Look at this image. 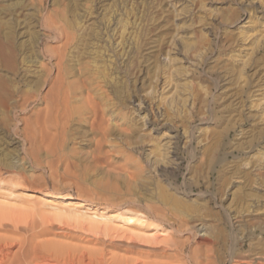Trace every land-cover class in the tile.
I'll return each mask as SVG.
<instances>
[{
  "label": "rangeland",
  "instance_id": "374dc122",
  "mask_svg": "<svg viewBox=\"0 0 264 264\" xmlns=\"http://www.w3.org/2000/svg\"><path fill=\"white\" fill-rule=\"evenodd\" d=\"M21 1L23 2V6L18 11L21 12L18 19L20 18L19 20L22 22V24L17 28L18 32L16 31V34L19 36L17 37V41L22 42L23 44H25V46H29L33 40H36L37 36H39L38 40L40 42L46 40L44 34H49L50 32L48 31V29H46V27L43 26V23L49 17H51L52 19L54 18L53 20H60L64 17L65 19H68L72 18L71 15H77V17H81L80 19L84 21V28L88 25H90V27L92 26L96 28L98 27L97 24L100 25V23L102 22V20L99 21V19H102V17H104L107 7L108 12L109 10H111V12L113 10L114 12L116 8V11L120 10L119 12H122L124 9V5H126L127 8L130 9V7H132L135 3L136 4L134 8H136L134 19L136 22V31L139 30L138 32L140 33V37H144H141V40H145V37L147 35L149 36L152 34V22H150V6L152 2L148 3L150 0H123V2L122 0H0V6L6 5L5 7L8 8V6H11L16 2L21 3ZM203 2L206 4L205 9L199 12L198 9H196L194 12L190 13H182V10L187 6L191 8V0H167V2L162 4L161 2H156L157 7H161L160 9L162 10L161 12L159 8V10L157 9L158 15L160 16L158 17H165V21L168 22L167 24L169 28L166 29V31L164 29L165 27L160 28L159 30L155 31L154 34L149 36V38L147 36L145 42L140 40L143 47V51H141V54H143L140 56L146 58L147 61H145V59L141 57V60L145 61L142 64V66L144 67L141 66L140 68H138L139 72L136 69L134 73H137L133 74L132 77L129 78V81L125 77L124 65L130 63L128 55L131 51V46L126 44L124 49L120 47L115 50L116 44L112 42L113 44L111 45V43L106 40L108 39V36H105L100 41L97 40L96 42L98 43V45H94V47H91L92 49L86 48V52H83L82 50L84 54H81V52L75 59H71L70 65L73 70L72 73H76V75L71 74L69 80H77L78 77L81 76L80 74H82L83 72H86L84 78H86L87 76L96 78L100 75L99 72L102 70H97L96 67H94L93 58H95L96 60V58L101 55H97V53L93 54V52H91L92 54H90V52L88 51L90 49V51L93 50L94 52H96V50L98 49L104 51L105 49L109 48V50H113L112 52L116 54L112 53L111 51H107L106 54H102L101 57L105 60H102L101 57H99L101 60L99 58L97 59L99 62L97 63V66L101 67V65L106 63L107 60V63H110L109 59H113L115 61V63L113 61L114 65L116 66L118 64L115 68L116 71L114 72L113 78L117 77V83L120 80L121 82H128L130 85H132V88L135 87L133 88L134 91L135 89L136 91H138L136 92L137 95H130L129 100L126 104H119L120 106L118 105L119 107H117V109H114L116 114V121H118L121 130H125L127 128V118H130L132 120V124L135 125V130L133 132L130 131L131 133L129 134L125 131H122L123 133L125 132L127 134L126 135L124 133L125 136H129V138H127L124 135H121L122 132L119 129L113 140H111L110 143L105 146V148L108 150L110 148V153L114 152V150L112 149H114L115 147L117 149H115L114 155L110 154V156H108H112L111 158L113 162L111 163L110 158L108 159V164L104 165H109V168L102 167L106 170L97 168L96 171L93 168L92 170L90 169V171H88L89 169H86L88 165L87 163H89L88 161L91 155L90 153H92V151L94 150V144L91 143L93 142L92 137L88 135L89 133L85 128H82L83 130H85V132L82 129H79V131H82L83 134H79L77 140L75 139L77 142L75 140V142L70 140V142L68 141L66 143L68 144V146L66 145V152L70 147H74L78 149V151L76 149L73 150H75L78 154V157L81 156L80 158L82 159L81 161H77V164L79 165V178H76V175L71 176L65 174L62 171V166H60L59 170L60 175L58 173V170H51V168L49 167L56 164L55 158L48 155L44 151V153L40 152V154H38V158L41 160H39L40 166L42 167L36 165L35 162H33V156H29L30 153L28 152H30L31 150L30 143L24 140L23 136L16 133L14 131V127L18 125L20 129L23 128L24 125L19 122V118L21 116L22 118H28L32 116V111L22 115L18 114L17 121L16 119L12 120L11 127L9 126L10 128L0 127V206L6 208L7 210L10 209V212L16 211L17 214L19 213L23 218L22 225L33 226L35 228V232L40 235L39 239L52 241L56 240L54 242L59 241L62 243L66 242V244L68 243L80 248H95V250H105L106 254H108L109 252L108 256L116 255L121 257H130L133 259L138 258L140 259L139 261L143 259V262L149 264L169 263L171 260L170 257L174 256L177 251H175L174 248L170 247L168 243H171L172 241L181 242L187 240L186 238H188V235H186L185 237L184 234H176L175 229L170 227L169 225H164L161 223L159 224V222L150 217L151 211L149 210V212L147 208V204H149L150 206L155 203V205L157 204L156 206H159V204L157 203L158 195L156 194L160 192V188L165 190L167 188V193L169 195H174V197L177 196L176 198H180V200H183V202H187L186 205L191 206L193 204L194 208L197 207V204L199 203V205L206 206L208 204L207 202H209L207 208L209 206L210 211L208 208L207 213L203 215L204 217L190 223L191 227H198L200 231L199 233H197L195 238L191 239L190 242L187 243V249H185L181 253L183 254V256L188 257L190 254H192L195 248H199L200 246L204 249L205 247L204 245H202L204 239H213V236L215 238L218 234L217 231L225 228L223 229L225 231L224 236L226 235L225 237L227 238V233L229 232L230 241L227 238V240L229 241L228 247L231 246L232 251L230 247V249L226 248V251L221 252L222 255L218 256L217 254L216 256L217 258H219L217 259V264H264V254L253 255V253L249 251V247H251L250 245L252 244V242L250 241L251 239H254L255 241L258 239H264V231L262 233L258 232L254 234V236H251L249 234L251 230H254V228H252L253 225L251 226V224H264V180L262 181V179H264V138L256 140L253 144H249L247 142L252 139V135L264 128V0H205ZM90 6H93L92 16L90 17L89 15L88 17L87 9ZM163 7L165 9H162ZM146 9H148L149 11ZM191 9H193V7ZM11 12L12 11H9L8 14H10ZM124 12L125 10L122 13ZM159 12L162 14H160ZM197 12L199 15L202 14L204 16V22L201 24H196L195 27H193L191 26L193 24V17L195 14H197ZM207 13L209 14L208 17L206 16ZM10 15L7 16V19L10 17ZM229 17H232L234 19L231 22H227V20L225 19ZM205 22L207 23L205 24ZM162 23L163 21L160 19L158 21V24H160V26H164V23ZM150 29L151 31H149ZM197 30L202 31L201 33L206 36L208 44L211 43V50L209 54L205 56L204 62H202V59H200L201 57L196 56V54H188V46L183 48V39L184 44L185 42L191 43L195 41L196 38L194 35V31L196 32ZM145 31L147 35L145 34ZM110 34H112V32ZM147 39L150 41H148ZM118 41H120V39H118L117 37V40L115 42L117 43ZM162 41L164 42V44H162ZM143 42L145 46L143 45ZM49 45L52 46L54 45V43L48 42V46ZM104 46L109 47L104 48ZM144 47L147 48L145 49ZM152 47H154L153 49L156 51L152 54L154 58L150 59L149 54H151V52L153 51L151 50ZM108 52L109 55H107ZM117 54H119L120 57L121 55H123L124 57L120 58ZM90 55L91 57H88ZM38 57L37 59L35 58L36 67H34L35 69L33 68V70H38L39 73L42 74L44 70L41 66L46 65L48 61L50 62L47 65L50 66L52 61L47 58L45 59V57L42 58L41 54L39 56V53ZM81 57L85 58L82 59ZM156 57L159 61L157 60L155 61V63L154 60L157 59ZM173 59L175 60L174 65ZM153 62L156 64V68L154 67L155 69L161 68L164 65L170 66V64H172L173 69L181 67L183 71H187L188 74L182 77L181 83H183L185 80L191 82H199L200 80H202L200 85L202 88H204L202 92L203 94L205 93L204 90H206L207 88H212L210 87L211 82L216 84V86L214 85L213 87L214 89L210 90L212 94L207 97V101L211 102L215 94L217 95L219 93H222L224 94L223 96H225V98L228 97L226 99L228 100L226 103H233V108L238 107L239 112L243 114L245 121L241 124L239 123L241 126H236V128L232 129L231 133L226 137L225 142L227 144V149L226 151L222 152L223 154H229V157L226 160L228 166L230 168H234L235 165L239 166L242 174H233V176L231 175L230 185L227 187V190H225V192L221 193L223 194V196L221 194V196L218 195L219 192H216V189L218 188V172L222 170L220 165L216 168V171L212 175H209V178H211V185H208L206 183L208 176L204 173L201 186L199 188H195L194 190H192L191 185H194L195 176H193V174L189 173V171L186 170L188 167V163L190 165V163L193 162L188 158L187 154L192 149L197 147L198 157H196V160L201 161L203 157V153L201 152H203L206 144L209 143L210 140L208 139L207 141V138H211L212 135L221 131V125H223L224 123L218 125L216 121L208 118L205 121H198L197 123L189 126L188 130H186L175 122H167L162 116V114L164 113V107L160 106V99L162 98V94L164 96L166 95L167 98L172 97L174 93L173 91H175V88L173 87L174 83L170 85L164 84L165 79L162 74H160L158 80H155L158 81L156 83L157 87L155 88L156 92L154 93L152 88L149 89V82L151 81V74H149V72L151 73L153 70H155L152 67L155 66ZM224 64L231 65V68L234 67L236 68V70H243V79L234 81L233 83H227V81H223L225 80V78H219L217 76H210L207 74V70L209 68H214L216 70V68L220 66L222 67ZM84 65L88 68H86ZM74 66L75 68H73ZM84 68H86L87 71ZM5 69L6 71L0 70V74L6 77L10 76L8 73L12 72L11 69ZM81 70L84 71H82L81 73ZM95 70H97V73L95 72ZM219 70L223 71L224 73L223 67ZM36 73L39 74L38 72ZM223 73H221V76H223ZM179 80L180 79L178 78V81ZM221 86H224V89H221ZM102 87L103 92H106L108 98L114 99L115 101V97L111 93L110 88L105 83L102 84ZM44 88L42 89V93H45L46 91V89ZM192 99L193 98L190 96L187 103L188 106H186L189 114H192L193 111L196 112L195 106H193L194 99ZM168 100L167 102H169ZM221 103H223V101ZM40 104L41 102L33 103L30 110L42 109L44 105ZM204 110L205 112L210 111L211 107L205 106ZM237 113L238 112H235L232 115L237 116L238 118ZM14 118L16 117L14 116ZM73 128L78 129V125L75 124ZM118 134H120L121 136L119 135V137H117ZM86 135L88 137L84 138ZM130 135L132 137V140L130 139ZM125 138H127V140L124 141ZM82 139H85V141H81ZM88 139L91 142H88ZM191 140H193L195 143L190 144ZM126 141L130 143L133 141L134 142L133 144H130ZM137 141L140 143H138ZM72 142L74 144L76 143L77 145H73ZM111 142H113V145H111ZM198 142H200L199 145H197ZM158 143L162 146L163 153L166 154L164 159L165 163L161 162L162 160L160 161L158 158V164L156 162L157 157H154V155L151 153V150H153L155 144ZM241 143H244V147L239 146ZM110 145L112 147H114L115 145L116 146L112 148ZM237 147H240V149L235 151ZM108 150H106V152ZM185 151L187 153H185ZM79 153H81V155ZM260 155H262V159L259 158ZM129 158H132L131 160L134 162L140 160L139 162H142V165H144V163L148 165L149 172L147 171V169L144 170L145 172H142V175L144 176H142V179H147L150 183L148 186H145L147 189L144 187V190H142L143 186H141L142 188L136 186L135 183H132L124 176L119 178V176L121 175H116L115 173L111 174V172L109 174H107L108 172L106 173L108 169L110 171L112 170L110 168L114 166L120 167L121 164L125 165V163H134L129 160ZM51 159L53 162L50 161ZM44 160L49 162L47 163ZM127 160H129V162ZM50 162L52 164L51 166L48 165ZM181 162H184L185 169L182 171H178V165ZM45 164L47 166H45ZM193 164L194 163H191V165ZM54 172H56L58 178H53V176H56ZM245 174H248V177H250V181H252L249 185H247L245 177L243 176ZM81 175L85 179L83 177H80ZM112 175H115V177ZM56 178L59 179V181L56 180ZM175 178H178L177 184H170L173 183L172 180ZM77 181L79 185L77 184ZM73 182L75 185L73 184ZM127 182L130 184H128ZM108 185H110V187ZM133 185L136 186V190L133 189L135 187ZM245 186L246 189H243ZM137 187L138 189L141 188L140 191L137 189ZM111 190L123 193L116 198L114 196V192H111ZM126 190H129V193ZM130 190L135 196L131 197L132 194L130 195ZM99 193L101 194V196ZM96 194H98V196ZM123 194L129 195H127L126 197V195L124 196ZM184 194L187 195L188 198H186ZM242 194H246V198H250V200H248L249 198L246 199V204L242 203V205H246V209L247 205H250V208H248L247 210L242 207L241 203H238ZM153 195L156 196L152 198ZM138 196H140L141 198L138 199ZM147 197L148 199L152 198L150 199L152 203H150V200L148 203ZM134 198L136 199L134 200ZM142 198L146 200V204H144L145 202L142 201ZM132 200H134L133 204H131ZM194 201L197 203H193ZM235 202H237L238 204H236ZM140 205H142L143 208ZM145 205L147 207H145ZM183 205H185V203H183ZM136 206L141 208H137ZM144 207L147 208V211H144ZM194 208H190V210L192 211L194 210ZM241 208L244 209V211ZM136 212L139 214H137ZM241 212L244 213L241 214ZM140 213L143 215H141ZM135 214L136 216L140 215L139 217L142 216L141 218L144 219V223L142 222L136 224L124 222V218L135 216ZM100 216H103L104 218L106 217V219L109 218L111 221L103 222L104 220L101 221ZM224 219H226V224H228L226 225V227L222 225L224 223ZM90 220H93L91 221V223L100 221V226L103 228V232L106 229L105 231L109 233L107 236L108 240H106L107 237H105V240H111V243L106 242L105 244H95L97 242L93 239L94 235H90L91 233L86 232L87 230H82V225H79L80 222L83 221L84 223L85 221V225H83L89 226ZM49 223L54 225L52 229H48V227L50 226ZM203 225H205V229L201 230ZM249 225L251 227H249ZM78 226L79 229L77 228ZM262 226L264 227V225ZM89 227H86V229ZM61 229L64 230L62 231ZM167 233L170 234L168 235ZM205 233L207 235L203 238L202 234ZM109 236H112V239H109ZM232 239L234 240V242ZM131 241L135 243L133 244ZM237 241H243L245 243V248L239 249V247L236 246L238 243ZM116 242L120 243L117 244ZM249 242H251V244H249ZM91 244L94 245L92 246ZM102 245L106 246L104 247ZM162 246L164 250H162ZM158 248H161V251H158ZM228 251L230 252L228 253ZM246 255L249 256V258Z\"/></svg>",
  "mask_w": 264,
  "mask_h": 264
},
{
  "label": "bare ground",
  "instance_id": "6f19581e",
  "mask_svg": "<svg viewBox=\"0 0 264 264\" xmlns=\"http://www.w3.org/2000/svg\"><path fill=\"white\" fill-rule=\"evenodd\" d=\"M157 1L161 2V4L167 2V0H152V1L150 0L148 2V3L152 2L151 6H150V9H151V11H150L151 12V21L150 22H152L151 23L152 34H154L155 31L159 30L162 27L163 28L165 27L164 28L165 31H166V29L169 28V26L167 24L168 22L165 21V17L159 18L160 16L158 15V11H157V9L159 7H157V4H156ZM191 1H192L191 8L193 7V9H191L190 7L187 6L185 9L182 10V13L194 12L196 9H198V12H199V11L205 9V7H206V4L203 2L205 0H191ZM122 2H123V0H122ZM124 2H129V1H124ZM135 4L132 7H130V9H128L127 6L124 5V9H123V11L125 10L124 13H122L123 11L119 12L120 10L116 11L117 8L115 9L114 12H113V10H112V12H111V10H109V12H108V7H107L106 14H104V17H102V19H99V21L102 20V22L100 23V25L97 24L98 27H96V28H94L92 26L90 27V25H88L84 28V24H83L84 21L80 19L81 17L79 18L75 14H74L75 16L71 15L72 18H68V19L66 18L65 19V17H64L60 20H58V19L53 20L54 18L52 19L51 17H49L43 23V26L46 27V29H48V31L50 32L49 34H44L46 40L42 39L43 41L40 42L38 40L39 36H37L36 40H33L29 46H25V44H23L22 42L17 41V37H19V36L16 34L17 28L19 26H21V24H22V22L19 20L20 18L18 19L21 12H18V11L20 10V8H22L23 2L22 1H21V3L16 2L15 4H12V5L10 3L11 6H8V8L5 7L6 5L0 6V70L6 71L5 68H7V69H11V71H12V72L8 73L10 75L8 77L2 76L0 74V127L10 128L12 120L16 119V121H17V118H18L17 115L18 114L22 115V114H26V113L31 112V111L33 112V115L28 117V118L27 117L22 118V116H21L19 118V122H21L24 125V127L20 129L18 127V125H16L14 127V131L16 133L20 134L21 136H23L24 140H26L28 143H30L31 150L28 153L31 154V155L29 154L30 157L31 156L34 157V161L33 160L32 161L35 162L36 165L40 166L41 160L38 158V154H40V152L44 151L48 155L55 158V161H56L55 165L51 164V162H53L52 161L53 158L50 160L51 162L48 164L50 166L52 165L51 167H49V168H51V170L55 169V170L59 171L60 166H62L63 170L62 169L61 170L65 174L71 175V176L76 175V178H79V174H78L79 165L77 164V161L82 160L80 158L81 156L78 157L77 152L75 150H73V149H76L74 147L73 148L70 147L69 148L70 150L68 149V151L66 152V148H67L66 145L68 146V144H66V143L68 141L70 142V140L71 141H74L75 139L77 140L79 134L82 133V131H79V129L85 128V129H87L86 131H88V133H89L88 135H90L92 137V141H93V142H91L88 139V142H91L94 144V150L92 151V153H90L91 155L88 153L90 155V157H89V161L87 160L89 163H87V161H86V163L88 164V165L86 164L87 165L86 169H89L88 171H90V169L92 170L93 168L95 170L97 168L102 170V169L107 168L109 166V165L108 166L107 165L104 166V165L108 164L107 163L108 159H110L112 157V156L111 157H108V156H110V154L111 155L115 154L114 152L116 149V147H115L116 145L114 146L115 148L112 147L111 145H113L112 144L113 142H111L110 146L112 148H114V149H112V150H114V152L111 151L112 153L109 152L110 148L108 150L105 148V146L107 144H109L111 140H113L114 136L118 133V130L119 129L121 130V128L118 124V121H116V114H115L114 109L115 108L117 109V107H119L120 105L126 104L129 100L130 95L136 94V92H138V91H136V89L134 91L133 88H135V87L132 88V85H130L128 82H125L123 79L122 80L124 82H121V80L120 81L118 80L119 82L117 83V77L113 78L114 72L116 71L115 68L118 65V64L116 66L114 65L115 61L113 59L112 60L109 59L110 63H107L108 62V60H107V62L104 63L103 65H101V67L97 66V63H99L97 59L99 57H101L102 54H106L107 51H111V50H109V48L105 49L104 51H101L98 49V50H96V52H94L93 50L92 51H90V50L92 49L91 47H94V45L95 46L98 45V43L96 42L97 40L100 41L105 36H108V39H106V40H108V42L111 43V45L113 43L116 44L115 50H117L120 47L124 49L125 45L128 44L131 46V51L128 55L129 59H130V63L127 65L126 64L124 65L125 77L129 81V78H131L133 74L137 73V72L136 73H134V72L136 71V69L138 70V68H140L142 66L143 62L147 61V59L140 56L143 54V53L141 54V51H143V47H142L141 42H140L142 36L140 37V33L138 32L139 30L136 31V28H135V26H136V24H135L136 22L134 19L135 8H136V7L134 8ZM117 6H118V4H117ZM92 8H93V6H90L87 9L88 17H89V15H90V17L92 16ZM109 9H110V7H109ZM148 9H146V10H148ZM162 9H165V8L163 7ZM9 11H12L10 13L11 15L8 14ZM160 11L162 12L161 9H160ZM163 11H165V10H163ZM198 12H197V14H198ZM206 12H208V11H206ZM160 14H162V13H160ZM197 14H195L193 17V24L191 25L193 27H195L196 24H201L204 22V16L202 14L201 15H199V14L197 15ZM8 15H10V17L7 19ZM206 16L208 17L209 14L207 13ZM137 18H138V16H137ZM160 19L163 21L164 26H160V24H158V21ZM233 19L234 18L229 17V18H226L225 20H227V22L228 21L231 22ZM87 21H88V19H87ZM206 23L207 22H205V24ZM149 31H151V29ZM149 31H148V33H149ZM111 32H112V34H110ZM141 32H142V30H141ZM201 32L202 31H199V30H197L196 32L194 31V35H195L196 39H195V41H193L191 43L185 42V44H184V39L183 38L182 39H183V45H184L183 48L188 46V51H187L188 54H190V53L196 54V56L201 57L200 59H202V62H204L205 56H207V54H209V52L211 50V48H210L211 43L210 44L207 43L206 36L203 35ZM145 34H146V31H145ZM151 35H149V36H151ZM128 36H129V38H128ZM147 36L145 37V40H146ZM149 36H148V38H149ZM117 37H118V39H120V41H118L116 43L115 41L117 40ZM142 38H144V37H142ZM145 40H141V41L145 42ZM148 41H150V40H148ZM48 42H52V43H54V45H52V46L49 45L50 46L49 47ZM144 42H143V45H144ZM162 44H164V42ZM146 45H147V43H146ZM106 47H109V46H104V48H106ZM156 47H158V46H156ZM86 48H91L90 50L88 49L89 50L88 52H90V54H92L91 52H93V54L97 53V55H101L99 57L97 56L98 58H96V60H95V58H93V56H92V58L94 60L93 61L94 67H96L97 70H102V71L99 72L100 75L97 76L96 78L95 77L93 78L90 76H87L86 78H84L86 75L85 74L86 72L82 73V71H84V70H81V73H82V74H80L81 76H79L77 80L71 81V80H69L70 76H71V74L73 75L74 73H72L73 70H72V67L70 65V61H71V59L73 60V58L75 59L82 52V50H83V52L84 51L86 52L87 51ZM153 48L154 47H152V49H151L153 51L152 52L150 51L151 54H149L150 59L154 58V56L152 54L155 53V51H156ZM37 49H38V51H37ZM83 52L81 54H84ZM120 52H121V50H120ZM38 53H39V56L41 54L42 58L45 57V59L47 58V59H50L52 61L51 65L49 64L50 66L47 65L50 61H48V63L46 65L41 66L44 70L42 74H40L38 70L37 71L33 70V68L36 67L35 58L37 59ZM112 53H114V52H112ZM114 54H116V53H114ZM107 55H109V52ZM117 55H119V54H117ZM85 57H86V55H85ZM85 57H83V58H85ZM88 57H91V55ZM118 57H120V55ZM121 57H124V56L121 55ZM141 57L143 59H145V61H142ZM89 59H91V58H89ZM101 59L105 60L102 57H101ZM157 60H158V58L156 60H154V62ZM113 61H114V63H113ZM174 61L175 60L173 59V65H174ZM151 62H152V60H151ZM171 62H172V60H171ZM72 63H73V61H72ZM157 65H158V62H157ZM173 65L172 64H170V66L164 65L161 68H157V69H155L156 64H155V66H152L153 69H155V70H153L151 73L149 72V74H151V81L149 82V89L152 88L154 93L156 92L155 88L157 87L156 83L158 81H155V80H158L160 74H162V76L165 79L164 84L170 85V84L174 83V86L173 85L172 86L175 88V91H173L174 93H173L172 97L167 98L166 95L164 96L162 94V98L160 99V106L164 107V111H163L164 113L162 114V116L164 117V119L167 122H175L186 130H188L189 126L197 123L198 121H205L208 118L216 121L218 123V125H220L221 123H224L223 124L224 126L221 125L222 126L221 131L212 135L211 138L210 137L207 138V141H208V139H210V140H209V143L206 144V147L204 148L203 152H201V153H203V157L201 156L202 157L201 161L196 160V157H198L197 156L198 149H197V147H195L194 149H192L187 154L188 158L193 161L191 163H194V164L191 165V163H190V165H189V163H188V167L186 166L187 167L186 171H189V173H191V174H193V176H195L194 177L195 179L193 178L194 179V185L193 184L191 185L192 190H194L195 188H199L201 186L202 177H203L204 173L207 174V176H208L206 183L208 185L209 184L211 185V183H210L211 178H209V175H212L216 171V168L220 165L222 170L218 172V178H217L218 179V188L216 189L217 190L216 192H219V194L218 193L217 194L220 195L221 193L225 192V190H227V187L230 185L231 175L233 176V174L234 175L242 174V172L239 169V166L235 165L234 168H230L228 166V163L226 160L229 157V154H223L222 152L226 151V149H227V144L225 142L226 137L231 133L232 129L236 128V126H238V125L241 126L240 124L245 121V118L243 117V114L241 112H239L238 107L233 108V103H229V104L226 103L228 101V100H226L228 97L225 98V96H223L224 94H222V93H219L217 95L215 94L213 96L211 102L207 101V97L212 94V92L210 90H213L214 89L213 87H214V85L216 86V84L211 82L210 87H212V88H207L206 90H204L205 93L203 94L202 92H203L204 88H202L200 85L202 80H200L199 82H191V81L184 79L185 81L183 83H181L182 77L187 75L188 72L183 71L181 67L173 69ZM82 67H83V64H82ZM142 67H144V66H142ZM222 67L224 68V73H223V71L219 70V69H222ZM222 67L220 66V67L216 68V70L214 68H209L207 70V74L210 76H217L219 78H225V80H223V81H227V83L228 82L233 83L234 81H239V80L243 79V77H244L243 70H236V68H234V67L231 68V65H228V64H224ZM73 68H75V66ZM86 68H88V67H86ZM86 68H84V69L86 70ZM117 69H119V68H117ZM150 69H148V70H150ZM97 70H95V72ZM36 72H38L39 74H37ZM138 72H139V70H138ZM221 73H223V76H221ZM120 74H121V72H120ZM74 75H76V73ZM89 75H91V74H89ZM92 75H94V74H92ZM178 78L180 79L179 81H178ZM104 83L110 88V91L114 95L115 101H117V102H115L114 99L108 98V95L106 94V92H103L102 84H104ZM221 87H222L221 89H224V86H221ZM43 88L46 89L45 93H42ZM190 96L194 99V100L192 99L193 100V106H195V109H196V112L193 111V113H192L193 115L189 114L187 107H186V106H188L187 103H188ZM168 99H170V100H168ZM167 100L169 102H167ZM222 101H223V103H221ZM36 102H41L40 105H44V107L42 109H38V110H30L33 103H36ZM205 106L211 107V110L205 112V110H204ZM235 112H238L237 113L238 118H237V116L232 115ZM14 116L16 118H14ZM127 119H128V122L126 123L127 128L125 130L122 129L121 132L125 131L129 134L135 130V125L132 124V120L130 118H127ZM176 120H179V121H176ZM75 124L78 125V129L73 128V126ZM180 126H178V127H180ZM83 131L85 132V130H83ZM119 133H120V131H119ZM124 133L122 132L121 135H124ZM186 133H187V131H186ZM76 135H77V137H76ZM119 135L120 134H118L117 137H119ZM131 135H130V139L132 138ZM81 136H83V135H81ZM87 137L88 136L86 135L84 138H87ZM125 137H127V136H125ZM127 138H129V136ZM127 138H125L124 141L127 140ZM262 138H264V128L259 130L254 135H252V139H250L247 142L249 144H253L256 140H260ZM115 139H116V137H115ZM83 140L85 141V139H82L81 141H83ZM81 141H80V143H81ZM126 142H128V141H126ZM133 142H131V143L133 144ZM200 142H198L197 145H199ZM128 143H130V142H128ZM138 143H140V142H138ZM193 143H195V142L193 140H191L190 144H193ZM12 144H14V143H12ZM72 144L75 145L76 143L74 144L72 142ZM239 146L244 147V143L243 144L241 143ZM238 149H240V147H237L235 149V151H237ZM76 150L78 151V149H76ZM106 150H108V151L106 152ZM151 153L154 155V157H157L156 158L157 163H158V161H157L158 158L160 161L162 160L161 162H164L166 154L163 153L162 146L159 143L155 144L153 150H151ZM185 153H187V152L185 151ZM79 154L81 155V153H79ZM259 158L262 159V155H260ZM131 159L129 158V160H131ZM129 160H127V161L129 162ZM184 160H182V161H184ZM44 161L47 162L46 160H44ZM139 161L140 160H138L137 162L132 161V162H134L132 164H130L131 162L127 163V164L124 162L125 165L121 164L120 167L114 166V167L110 168L112 170L109 171V169H108L106 171V173L108 172L107 174H109L111 172V174L115 173L116 175H121V176H119V178L124 176L125 178L130 180L132 183H135L136 186H139V187L143 186V188L142 187L141 188H142V190H144V187L148 186L150 183H149V180L142 179V176H143L142 172L146 169L148 171L149 168H148L147 164L144 163V165H142L141 164L142 162H139ZM112 162L113 161L111 158V163ZM45 166H47V165L45 164ZM40 167H42V166H40ZM102 167H104V168H102ZM184 169H185L184 162L179 163L178 171H182ZM104 170H106V169H104ZM58 173L60 175V171ZM86 173H88V172H86ZM86 173H84V174H86ZM54 174H56V172H54ZM106 176H109V175H106ZM112 176L115 177V175H112ZM243 176L245 177L247 185H249L252 182L249 179L250 177H248V174H245ZM54 177L58 178V175L56 174V176H53V178ZM80 177H83V176L81 175ZM57 178H56V180L59 181V179H57ZM59 178H61V177H59ZM110 179H111V177H110ZM60 180H62V179H60ZM112 180H113V178H112ZM263 180L264 179H262V181ZM125 181H127V180H125ZM172 181H173V183H170V184L176 185L178 182V178H175ZM262 181H261V184H262ZM73 184H74V182H73ZM77 184L79 185L78 181H77ZM128 184H130V183H128ZM110 185H108V186L110 187ZM133 186H135V185H133ZM136 186L133 189H135ZM246 186L243 189H246ZM137 189H138V187H137ZM140 189H138V190L140 191ZM115 190H117V189H115ZM131 190H132V188H131ZM131 190H130V192H131ZM159 190H160V192L158 194H156V195H158L157 203L159 204V206H156L157 204L155 205V203L150 205V206H149V204H147L148 207L145 205V207L148 208V211L149 210L151 211L150 217H152L154 220L159 222V224L161 223L164 225H169L170 227L174 228L176 234L177 233L184 234L185 237H186V235H188V238H186L187 240H184L181 242L180 241H172L171 243H168L170 247L174 248V250L177 251V253L174 256L170 257V259H171L170 262L166 263V264H215L217 262V259H219V258H217L216 255L217 254H218V256L222 255L221 252L226 251V248L230 249V247H231V246L228 247V245H229L228 242L230 241L229 240V238H230L229 232L227 233L228 234L227 238L229 241L225 237L226 235L224 236L225 231L223 229H225V228L218 230L217 231L218 234L215 238H214V236L212 237L213 239H206L205 238L203 241V244H202L205 247L204 249L201 246L199 248H195L193 250L192 254H190L188 257L187 256L185 257V256H183V254H181L185 249H187V246H188L187 243L190 242L191 239L195 238L197 233H199V231H200V229H198V227H191L190 223L195 221V220L197 221V220L201 219L202 217H204L203 215H205L207 213V210L209 208V206L207 208V205L209 204V202L206 201L208 203L206 206L199 205L200 204L199 203V204H197L198 206L194 208L193 204L191 206L186 205L187 202H183V200H180V198L179 199L176 198L177 196L174 197V195H169L167 193V188H166V190L162 189V188H160ZM109 191H110V189H109ZM111 192H114V196L116 198L120 194L123 193V192L119 193L118 191L115 192L114 190H111ZM132 192H133V190H132ZM132 192L130 193V195L132 194ZM249 194H250V192H249ZM96 195L98 196V194H96ZM110 195H111V193H110ZM112 195H113V193H112ZM123 195L125 196L126 194H123ZM127 195H129V194H127ZM127 195H126V197H127ZM156 195H153L152 198ZM221 195L223 196V194H221ZM245 195L242 194V196L240 197L239 202H238L239 204L240 203H241V205H242V203L246 204L245 201L249 197L246 198ZM100 196H101V194H100ZM133 196H135V195L132 194L131 197H133ZM185 197L188 198L187 195H185ZM140 198L141 197L138 196V199H140ZM152 198L148 199V197H147L148 203H149V200ZM135 199L136 198H134V200ZM142 199L141 200L143 202L146 201V200H144V198H142ZM116 200H118V199H116ZM127 200H128V198H127ZM134 200H132L131 204L134 203ZM248 200H250V198ZM211 202H210V204H211ZM138 203H136V204H138ZM150 203H152L151 200H150ZM183 203H185V205H183ZM193 203H197V202L194 201ZM235 203L238 204L237 202H235ZM144 204H146V202ZM233 204H234V202H233ZM247 204H248V202H247ZM127 205H130V204H127ZM179 205H181V206H179ZM140 206L143 208L142 205H140ZM141 207H137V208H141ZM242 207L245 210H247L248 208H250V205H247V209H246V205L245 206L242 205ZM147 208H145L144 211ZM190 208H194V210L191 211ZM244 209H242V210L244 211ZM209 211H210V208H209ZM144 213H146V212H144ZM242 213H244V212H241V214ZM137 214H139V213H137ZM141 215H143V214H141ZM103 216H100L101 221H103V220H104L103 222H105V221L110 222L111 221L109 218L106 219V217L104 218ZM139 216L138 215L136 216V214H135V216L124 218V222L136 223V224L142 223L144 219L141 218L142 216L141 217H139ZM222 217H223V215H222ZM44 218H45V216H44ZM226 219H224V221H223L224 223L222 222L223 223L222 225H224L225 227H226V225H228V224H226V222H227ZM22 220H23L22 216H20L19 213L17 214L16 211L10 212V209L7 210L6 208L0 206V264H149V263L143 262L144 261L143 259H142L143 261L142 260L139 261L140 259H138V258L133 259L130 257H121V256H116V255H111V256L109 255L108 256L109 252H108V254H106L105 250H95V248H93V249L80 248L78 246H73V245H70L68 243L66 244V242L65 243H62L59 241L54 242L56 240H53V241L52 240H46V239L41 240V239H39L40 235L35 232V230H34L35 228L33 226L22 225ZM76 221H78V220H76ZM91 221H93V220L89 221L90 227L84 226L85 221H84V223H83V221H81L79 225L80 226L82 225L81 226L82 230L83 229L87 230L86 232H88V233L90 232L91 233L90 235H92V234L94 235L93 239H94V241L97 242V243L94 242L95 244H98V243L105 244L106 242L111 243L110 242L111 240L106 241V240H108L107 236L109 233H107L105 231L106 229L103 232V228L100 226V221H95V223L94 222L91 223ZM260 224H262V223H260ZM260 224L259 223L257 225H255L254 223L251 224V226L253 225L252 228H254V230H251L249 232V234L251 236H254V234H256L258 232L262 233L264 231V227L262 226L264 224H262V225H260ZM224 226H221V227H224ZM251 226L249 225V227H251ZM53 227H54V225L50 224L48 229H52ZM86 227H89V228L86 229ZM77 228L79 229V226ZM204 229H205V225H203L201 230H204ZM206 235H207L206 233L202 234V237L204 238ZM105 237H107V239ZM109 239H112V236H109ZM239 241H237L238 243H237V245L236 244L235 245L238 246L239 249H244L245 243L243 241L242 242H239ZM250 241L252 242V244H251V242H249V244H251L250 245L251 247H249L250 248L249 251L251 253H253V255L254 254H262L263 255L264 254V239L263 240L258 239L256 241L254 239H251ZM112 242H114V241H112ZM131 242L133 243V241H131ZM233 242H234V240H233ZM119 243H117V244H119ZM133 244H131V245H133ZM231 245H232V243H231ZM102 246H104V245H102ZM169 246H167V247H169ZM127 247H129V246H127ZM96 248H98V247H96ZM160 249L158 251H161ZM162 250H164L163 246H162ZM130 251H132V250H130ZM231 251H232V247H231ZM229 252L230 251H228V253ZM138 255H140V254H138ZM230 256H232V255H230ZM133 257H135V256H133ZM247 257L249 258V256H247ZM143 258H144V256H143ZM250 258H251V255H250ZM252 260H253V257H252Z\"/></svg>",
  "mask_w": 264,
  "mask_h": 264
}]
</instances>
